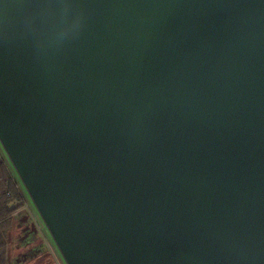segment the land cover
Listing matches in <instances>:
<instances>
[{"label": "water", "instance_id": "obj_1", "mask_svg": "<svg viewBox=\"0 0 264 264\" xmlns=\"http://www.w3.org/2000/svg\"><path fill=\"white\" fill-rule=\"evenodd\" d=\"M0 147L61 264H264V0H0Z\"/></svg>", "mask_w": 264, "mask_h": 264}, {"label": "trees", "instance_id": "obj_2", "mask_svg": "<svg viewBox=\"0 0 264 264\" xmlns=\"http://www.w3.org/2000/svg\"><path fill=\"white\" fill-rule=\"evenodd\" d=\"M27 201L26 194L0 147V264H8L13 259L10 251L13 243L10 228Z\"/></svg>", "mask_w": 264, "mask_h": 264}, {"label": "flooded vegetation", "instance_id": "obj_3", "mask_svg": "<svg viewBox=\"0 0 264 264\" xmlns=\"http://www.w3.org/2000/svg\"><path fill=\"white\" fill-rule=\"evenodd\" d=\"M17 217L18 224L16 228L19 232L17 248L24 249V251H16L17 254L13 258L14 262L9 261L8 264H20L21 262L23 264H56L52 258L50 259L51 255L48 254L42 245V239L48 240V237L40 226L37 216L31 215V213L23 209ZM34 224L37 228V233H35ZM59 263L61 264L60 258Z\"/></svg>", "mask_w": 264, "mask_h": 264}, {"label": "rangeland", "instance_id": "obj_4", "mask_svg": "<svg viewBox=\"0 0 264 264\" xmlns=\"http://www.w3.org/2000/svg\"><path fill=\"white\" fill-rule=\"evenodd\" d=\"M26 206L28 205V201L25 203ZM14 224L17 225L18 224V218L16 219V222L12 224V227L10 228V236H11V242L12 243V246H11V257L14 258V256L17 254L16 251L18 250H21V251H24V249L22 250L21 248H17V245H18V235H19V232H18V229L16 227H14ZM17 240V241H16ZM49 240V239H48ZM50 242V241H49ZM49 246L51 247V244L48 243ZM14 250V251H13ZM54 254V253H53ZM55 255V254H54ZM14 262V259L11 260V262ZM20 264H23L22 262Z\"/></svg>", "mask_w": 264, "mask_h": 264}, {"label": "crops", "instance_id": "obj_5", "mask_svg": "<svg viewBox=\"0 0 264 264\" xmlns=\"http://www.w3.org/2000/svg\"><path fill=\"white\" fill-rule=\"evenodd\" d=\"M42 243H43L42 245L44 246V249L48 252V254L51 255V257H50V255H48V256L50 257V259L52 258V260H53L54 263H56V264H60V263H59L58 255H57V253H56L55 248L52 246V244H51L50 242H48V240L45 239V238H44V240L42 239ZM48 243L51 244V247L49 246ZM53 253H54L55 255H54Z\"/></svg>", "mask_w": 264, "mask_h": 264}, {"label": "built area", "instance_id": "obj_6", "mask_svg": "<svg viewBox=\"0 0 264 264\" xmlns=\"http://www.w3.org/2000/svg\"><path fill=\"white\" fill-rule=\"evenodd\" d=\"M24 210H26L29 213H31V215H34V216L36 215L35 212H34V210H33V208H32V206L29 204V202H28V205L27 206L25 205Z\"/></svg>", "mask_w": 264, "mask_h": 264}]
</instances>
